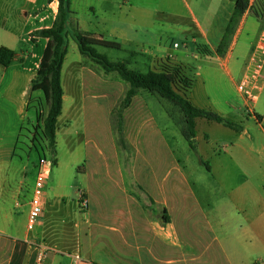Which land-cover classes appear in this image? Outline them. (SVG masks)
I'll use <instances>...</instances> for the list:
<instances>
[{
    "label": "rangeland",
    "instance_id": "obj_1",
    "mask_svg": "<svg viewBox=\"0 0 264 264\" xmlns=\"http://www.w3.org/2000/svg\"><path fill=\"white\" fill-rule=\"evenodd\" d=\"M71 9L75 14L73 27L102 34L106 40L120 43L121 40L111 32L116 28L125 30L129 27L130 30L131 27L141 36L136 40L139 46L142 44L154 49L159 42L155 37L166 31L173 34L167 38L170 45L172 42L181 46L190 43L184 33L170 30L180 25L179 16L185 13L179 0H71ZM98 51L113 62L131 59L129 67L141 72L156 68L167 59L142 53L131 57L129 51L101 47ZM198 67L193 70V77L198 81V94L202 91L201 82L208 79L212 94H221L225 98L239 95L232 80L233 77L239 81L238 77H223L224 90L218 92L209 67ZM63 83L71 104H65L64 119L68 121L59 125L55 149H51L43 138L42 114L48 108L43 99L39 102L37 122L21 131L16 152L21 161L20 171L28 176L24 192L27 186L35 185L40 157L48 156L55 164L47 183L49 202L42 221L49 236L65 242L59 246L62 251L74 254L80 249L82 244L78 237L81 226L88 222L82 257H91L102 264L120 262L121 257L112 256L115 252L126 254L127 245L116 237L112 228H120L125 219L151 220L156 228L165 227L164 215L168 212L160 203L159 182L166 177L167 183L181 180L177 193L189 210L194 205L198 206V211L194 212L196 221L201 220V212L217 217V233L232 238L226 243L235 254V261L242 264V219L224 220L218 209L228 203V198H233L235 191H242V148L236 146L233 137L225 131H210L208 125H214V122L199 124L200 147H207L202 137L208 130L213 141L219 144L216 149L221 152L223 169L233 172V176L222 178L220 182L205 167L208 161L215 164L212 156L205 161L198 148L193 150L185 140L184 115L173 103L139 89L125 105L130 85L118 74L106 73L86 56L77 60L72 49L69 50ZM238 113L242 120V110ZM229 118L227 120L234 123ZM178 171L182 172L181 178H178ZM146 181L149 183L145 184ZM167 186L168 189L171 187ZM26 193L30 198V191ZM81 199L88 201V207L79 203ZM22 200L21 203L28 202ZM16 214L20 216L19 220L26 219L25 209L17 208ZM197 226L202 229L200 222ZM12 245V240L6 242L8 255ZM8 260L9 256L1 264H7Z\"/></svg>",
    "mask_w": 264,
    "mask_h": 264
},
{
    "label": "crops",
    "instance_id": "obj_2",
    "mask_svg": "<svg viewBox=\"0 0 264 264\" xmlns=\"http://www.w3.org/2000/svg\"><path fill=\"white\" fill-rule=\"evenodd\" d=\"M232 1L179 0L185 13L179 16L180 25H176L175 30H170L184 33L190 41L188 45L181 46L177 42H172L170 45L167 38L173 35L171 31L163 32L155 37L159 42L154 49L147 45L139 46L136 40L138 41L141 36H138L134 32L135 29L131 27L130 30L129 27L125 30L116 28L111 35L121 40L120 44L124 51L153 57H171L193 69H198L199 65H206L216 80L217 91L221 92L224 85L223 77L235 75L239 80L243 77L249 57L264 25L263 21L249 11L246 12L236 27L226 53L218 56L216 50L234 12L235 3ZM58 5V0L53 2L50 0H0V49L6 47L16 52V57L9 67L0 66V264L7 256H9L7 264H34L37 251L29 243L49 249L45 264H74L76 254H80L82 258L78 264H102L91 257H82L83 241L88 236V222L81 226L78 239L80 238L82 245L74 254L62 251L59 247L65 244L62 239L49 236L42 221L45 215H42L33 231L27 230L34 186L26 187L25 191L31 193V197L28 198L27 193L23 191L28 176L21 173V161L16 152L21 131L37 122L39 102L45 100L44 94L40 91L32 92L31 86L32 81L37 77L44 50L49 42L44 38L33 41L31 33L54 25L58 16ZM74 15H72V24L75 25ZM131 30H133L132 35ZM81 31L92 34L96 38L103 37L99 33ZM175 44L179 47L175 48ZM197 45L210 50L213 53L212 56L204 58L198 53ZM181 48H184L183 51H180ZM70 49L74 51L77 60L82 58L76 43L69 40L63 75H65ZM208 59L211 61H207ZM212 60H216V63H212ZM212 71L218 72L217 75H214ZM232 80L237 87L239 81L234 80L233 77ZM210 82L208 79L201 82L202 91L198 94L196 80L194 88L189 93L191 102L198 108L215 112L226 120L231 117L235 124L241 125V130L237 132L223 124L214 122L213 125L209 124L208 120L204 121L206 120L204 118H197L198 153L204 160L212 156L216 162L215 164L207 162L211 168L208 172L213 178H218L222 182V178L233 176V172L223 169L221 152L216 149V145L219 144L213 141L214 138L208 130L202 137L207 147H200L199 124L207 122L210 131H225L233 137L236 146L242 148V191H235L231 199L227 196L228 203L218 209L222 212L221 218L224 220L242 219V264H264V83L258 101L250 106L244 95L238 91L239 95L236 98L212 94ZM66 103L71 104V101L64 90V106L58 120V129L61 122L68 121L64 119ZM241 110L242 120L238 118L240 117L238 112ZM47 113L48 108L43 111V119ZM257 116L261 117V122L258 121ZM62 126L65 127V124ZM27 169L28 167L25 171ZM177 173L178 178H181L182 172ZM162 181L159 182L160 203L165 205L169 222L164 219L165 227L161 226L162 228L158 229L151 220L145 222L134 219L122 220V228L113 227L112 232L120 241L125 242L127 253L115 252L112 257L116 255L117 259L121 257L122 260L113 264H238L235 261V254L230 250V245L226 243L231 242L232 238L217 233V217L207 216L201 212V220L196 221L194 214L198 211V206L194 205L189 210V207L181 201V195L177 193V188L182 184L181 180L167 183L165 177L164 182ZM147 183L149 182L146 181L145 184ZM167 184L171 186L169 189ZM21 198L22 201L28 202L21 203ZM48 202L49 196L46 194L44 214ZM17 208L25 209L27 212L24 221L19 220L20 216L16 214ZM199 222L202 229L197 226ZM8 240L13 242L9 255L6 251ZM234 240L236 241L237 238Z\"/></svg>",
    "mask_w": 264,
    "mask_h": 264
},
{
    "label": "trees",
    "instance_id": "obj_3",
    "mask_svg": "<svg viewBox=\"0 0 264 264\" xmlns=\"http://www.w3.org/2000/svg\"><path fill=\"white\" fill-rule=\"evenodd\" d=\"M53 1L50 0V2ZM233 1L235 3L234 12L216 50L218 56H223L226 53L236 27L246 12L249 11L264 22V0ZM58 4V16L54 25L50 28L39 29L31 33L33 41L41 38L48 39L49 41L44 50L37 71V77L32 81L31 91H40L44 94L48 113L43 122V138L48 141L51 149L54 150L57 143L58 120L62 115L64 106L62 75L64 62L68 54L69 38L76 43L82 56H86L100 65L106 73L118 74L123 81L130 85L125 105L130 103L139 89H143L179 107L185 120L183 136L193 150L197 148L195 145L197 118H204L208 121L223 124L237 132L241 130V125L228 121L215 112L200 109L191 102L189 93L194 88L196 82L193 77L194 69L192 67L169 57L161 61L156 68L150 69L147 72H141L129 67L132 64L131 59L118 62L110 61L105 54L98 51V48L122 51L121 44L116 41L106 40L103 37L96 38L92 34L73 27L72 15H74V12L71 9V0H58ZM197 51L203 57L212 55L210 50L199 45H197ZM136 55L135 52H130L131 57ZM15 57V51L2 47L0 49V66L4 68L9 67ZM257 119L261 122L260 116H257ZM205 167L208 171H211L208 163H205ZM79 203H82V199L79 200ZM164 219L166 222H169L166 214L164 215Z\"/></svg>",
    "mask_w": 264,
    "mask_h": 264
},
{
    "label": "built area",
    "instance_id": "obj_4",
    "mask_svg": "<svg viewBox=\"0 0 264 264\" xmlns=\"http://www.w3.org/2000/svg\"><path fill=\"white\" fill-rule=\"evenodd\" d=\"M179 47L178 44L175 45ZM264 83V25L261 29L260 36L256 42L255 48L247 62L246 70L243 77L240 78L237 84V90L244 95L246 102L251 106L255 104L261 94L262 85ZM52 159L48 156H43L38 161L36 181L32 192V198L30 202V211L28 215L27 230L33 231L40 218L44 213L45 197L47 190V183L50 178L51 170L54 166ZM84 207H88V201L82 200L81 203ZM37 253L34 260V264H45L47 253L49 249L47 247L29 243ZM82 261L80 255L74 256V264H78Z\"/></svg>",
    "mask_w": 264,
    "mask_h": 264
}]
</instances>
